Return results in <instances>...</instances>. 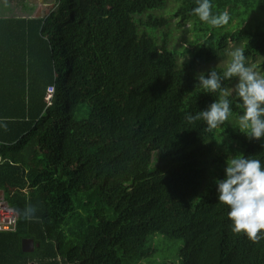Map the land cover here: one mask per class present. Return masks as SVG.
I'll return each mask as SVG.
<instances>
[{
  "label": "trees",
  "instance_id": "trees-1",
  "mask_svg": "<svg viewBox=\"0 0 264 264\" xmlns=\"http://www.w3.org/2000/svg\"><path fill=\"white\" fill-rule=\"evenodd\" d=\"M55 1L42 18L0 21V191L20 217L0 234V264H144L156 235L183 242L163 264H264V239L232 231L215 183L239 153L264 167L236 78L223 81L227 121L185 119L220 98L197 76L223 75L229 43L264 75V0H211L230 14L222 27L193 15L197 0ZM177 18L198 38L185 62L170 48ZM23 240L39 247L24 254Z\"/></svg>",
  "mask_w": 264,
  "mask_h": 264
},
{
  "label": "clouds",
  "instance_id": "clouds-1",
  "mask_svg": "<svg viewBox=\"0 0 264 264\" xmlns=\"http://www.w3.org/2000/svg\"><path fill=\"white\" fill-rule=\"evenodd\" d=\"M197 5L192 10L193 15L213 27L227 25L231 19L227 10L214 14L211 0H197ZM230 56L231 62L223 75L211 69L207 75L201 72L197 76L205 93L219 92L220 98L195 115L188 113L185 119L189 123L203 120L207 131L227 121L232 109L223 81L236 78L232 93L239 97L243 108V114L239 116L241 130H248L249 140H260L264 138V76L248 66L243 49L236 48ZM224 171L225 178L216 179L215 183L218 201L230 209L228 218L232 221V231L243 233L258 243L264 239V167L259 159L239 153L227 158ZM35 212L36 208L29 205L22 214L26 219H32Z\"/></svg>",
  "mask_w": 264,
  "mask_h": 264
},
{
  "label": "rangeland",
  "instance_id": "rangeland-1",
  "mask_svg": "<svg viewBox=\"0 0 264 264\" xmlns=\"http://www.w3.org/2000/svg\"><path fill=\"white\" fill-rule=\"evenodd\" d=\"M253 2L257 3L258 0H252ZM52 6L50 7L53 8L56 5V1L52 0L51 1ZM175 9V5H173V8L170 9V11H173ZM257 11H259L260 15L264 17V10L260 8L259 4H257L256 8ZM173 26H171V32L168 33L170 34V39L172 42L170 43V48L173 50H176L180 53H183V56H180L179 59L181 62H185L186 60L190 59V55L186 54L184 51L185 49H188L190 52L194 51L193 45L196 43V38L193 33L191 32V28L189 27V24H183V29L180 28L182 26V22L180 19L174 20L172 23ZM180 24V26H179ZM236 48H239L235 43H229L228 48H227V53L228 56L226 59H219V61H215V65H220L223 67H228L230 63V52L235 50ZM260 59H258L257 65L253 66L252 61L248 62V66L252 67L254 71H256L259 75L264 76L261 72V70L258 68L260 64ZM232 93V90L230 91ZM215 155L211 159H213ZM209 168H212L213 166L208 164ZM153 239H156V254L154 257L150 260L145 262L144 264H163L165 262H178L179 259V252L183 247V242L181 241H169L164 237H161L159 235H156L153 237ZM152 239V240H153Z\"/></svg>",
  "mask_w": 264,
  "mask_h": 264
},
{
  "label": "crops",
  "instance_id": "crops-1",
  "mask_svg": "<svg viewBox=\"0 0 264 264\" xmlns=\"http://www.w3.org/2000/svg\"><path fill=\"white\" fill-rule=\"evenodd\" d=\"M52 0H0V21L42 18L50 12ZM2 192V191H0ZM0 202H5L0 193Z\"/></svg>",
  "mask_w": 264,
  "mask_h": 264
},
{
  "label": "built area",
  "instance_id": "built-area-1",
  "mask_svg": "<svg viewBox=\"0 0 264 264\" xmlns=\"http://www.w3.org/2000/svg\"><path fill=\"white\" fill-rule=\"evenodd\" d=\"M55 93L54 87H49L46 102L50 105ZM20 217L18 212L8 202H0V234L15 233L19 227Z\"/></svg>",
  "mask_w": 264,
  "mask_h": 264
},
{
  "label": "water",
  "instance_id": "water-1",
  "mask_svg": "<svg viewBox=\"0 0 264 264\" xmlns=\"http://www.w3.org/2000/svg\"><path fill=\"white\" fill-rule=\"evenodd\" d=\"M2 195V192H0ZM3 199V198H0ZM38 245H35L33 240H23L22 241V252L24 254H32L35 252V248H38Z\"/></svg>",
  "mask_w": 264,
  "mask_h": 264
}]
</instances>
